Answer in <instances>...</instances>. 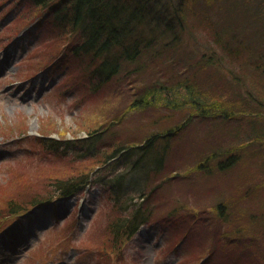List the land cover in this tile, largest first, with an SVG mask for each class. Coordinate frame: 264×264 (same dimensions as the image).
<instances>
[{
    "label": "rangeland",
    "instance_id": "rangeland-1",
    "mask_svg": "<svg viewBox=\"0 0 264 264\" xmlns=\"http://www.w3.org/2000/svg\"><path fill=\"white\" fill-rule=\"evenodd\" d=\"M187 1L197 10L214 5L208 16L215 23L195 25L191 32L188 26L183 37L195 57L201 53L222 57L220 65L205 68L210 76L206 87H214L217 79L229 96L237 87L261 92L262 85L251 74L255 61L256 70L264 64V30L262 35L251 8L238 14L237 24L229 28L232 16L219 14L224 0ZM230 1L234 12L243 10L244 0ZM51 18L32 0H0V227L5 226L0 232V264H264V187L254 185L264 180V146L243 136L247 116L246 120L193 117L173 133L167 140L170 157L154 177L156 184L165 179L150 203L155 228L135 240L120 238L118 244L113 240L108 222L115 208L108 194L95 185L69 202L54 204L49 217L41 213L28 222L9 211L5 202L10 196L26 193L28 206L21 213L33 215L31 195L55 200L60 194L51 186L53 181L96 160L87 157L73 164L77 152L60 150L53 140L62 143L81 137L91 121L97 127L112 120L117 127L104 136L102 147L120 138L143 139L138 143L143 145L147 134L179 124L187 115L185 110L158 105L133 109L116 120L127 107L123 96L128 93L120 92L134 93L152 84L156 76L169 77L164 65L168 53L162 51L145 62L142 55L137 62L124 64L115 80L100 84L84 69L88 60L73 51L78 34L58 31ZM221 23L224 33L235 29V37L243 40L235 46L238 54L233 59L224 57L207 34ZM248 52L252 66L246 68L242 64ZM152 66L155 71L150 73ZM244 72L246 84L231 88V79ZM116 129L119 137L110 138ZM224 143L242 146L239 160L223 171L208 170L214 159L211 162L206 155ZM25 187L29 189L21 190Z\"/></svg>",
    "mask_w": 264,
    "mask_h": 264
},
{
    "label": "trees",
    "instance_id": "trees-1",
    "mask_svg": "<svg viewBox=\"0 0 264 264\" xmlns=\"http://www.w3.org/2000/svg\"><path fill=\"white\" fill-rule=\"evenodd\" d=\"M32 1L42 9L49 11L52 16L50 21L58 28V31L78 34L79 40L73 51L77 52L83 60H88L84 69L100 84L115 80L124 64L135 63L142 55H144L145 62L148 57L160 55L162 51L168 53V63L164 65L170 71L169 77L158 80L156 76L152 84H146L134 93L120 92L121 95L128 93L123 96V102H126L127 107L115 119L122 120L125 112L133 109L141 110L162 105L171 110H185L187 115L183 122L166 127L159 133L150 132L145 136L146 141L143 145H137L143 139L127 142L120 138L102 147L106 143L104 136L108 132H114L115 130L111 128L117 127V124H113L112 120H107L95 127L91 124L94 121H91L87 127H84L85 137L65 138L61 146L56 145L58 149L69 148L77 152L73 164L87 157L96 159L88 168L77 169H81L80 171L75 169L69 176L53 181L51 186L57 193L67 195L75 190L83 189L88 183L97 181L108 194L106 197L111 199L112 206L115 208L112 218L109 219L108 228L117 244L120 243V238H134L143 228L155 226L150 203L154 199L153 194L158 191L165 179L152 187L150 183L154 182V177L164 168L170 157L172 147L168 145L167 140L173 133L186 126L193 117L208 119L217 117L221 120L241 117L246 120L244 116H247L249 117V120H246L249 123L248 126L241 127L243 136L264 146V64L256 70L259 64L255 61L256 65L251 74L252 78L262 85L261 92L250 87L245 89L237 87L241 83L246 84L244 72L231 79L233 83L230 87L238 89L231 92L233 95L229 96L226 93L230 91H224L221 83L216 82L217 79L214 87H206L210 76L207 78L205 68L208 65H220L222 57L216 53L211 55L201 53L200 56L195 57L194 51L189 48L188 41L183 43V37L188 33V26L191 32L195 25L207 27L215 23L211 22L208 16L209 8L214 5L208 9L200 7V10H197L193 2L187 0ZM240 3L243 5V10L234 12L235 6L231 1L224 0L219 7V14L232 16L229 22L227 21L229 28H232L237 24L236 16L246 12L250 7L263 35L264 0H244ZM233 31L229 30L227 34L224 33L222 23L214 32L207 31L208 36L226 54L224 57L229 59H233L238 54L235 46L243 43L242 39L235 37L237 34L235 29ZM189 36L191 38V35ZM180 47H182L181 52L176 53ZM252 50H255L254 47ZM248 57L243 60L242 64L246 68L252 66L253 56L249 52ZM154 71L155 67L152 66L150 73ZM240 77L243 79L242 82L239 80ZM92 88L95 90L94 85ZM117 133L116 129V132L110 134L109 137L113 139ZM236 134H240V131ZM157 139L165 142L160 144ZM53 142L58 143L57 139ZM131 146L137 147L140 154L126 169L119 171L115 157L119 152ZM241 147L239 144H222L217 150L206 155L207 159L210 157L211 162L214 159L207 169L223 171L233 166L241 156ZM254 185L258 188L264 187V180L255 182ZM29 187L21 190L29 189ZM25 196L26 193L20 197L10 196V200L5 202L7 207H11L9 211L18 213L19 210L21 212L25 209L28 206L24 204ZM31 196L29 204L34 205L45 201L39 200L38 197L36 199V195ZM219 207L223 208L221 203ZM261 229L264 234V225ZM115 232L119 237L114 234Z\"/></svg>",
    "mask_w": 264,
    "mask_h": 264
},
{
    "label": "bare ground",
    "instance_id": "bare-ground-1",
    "mask_svg": "<svg viewBox=\"0 0 264 264\" xmlns=\"http://www.w3.org/2000/svg\"><path fill=\"white\" fill-rule=\"evenodd\" d=\"M82 86H85V85H82Z\"/></svg>",
    "mask_w": 264,
    "mask_h": 264
}]
</instances>
